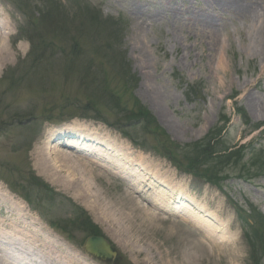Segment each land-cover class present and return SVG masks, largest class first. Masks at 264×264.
<instances>
[{
    "label": "rangeland",
    "instance_id": "374dc122",
    "mask_svg": "<svg viewBox=\"0 0 264 264\" xmlns=\"http://www.w3.org/2000/svg\"><path fill=\"white\" fill-rule=\"evenodd\" d=\"M211 6L208 0H0V222L18 221L39 249L75 253L77 262L104 264L82 250L90 236L82 223L90 218L98 237L115 247L116 264H264V229L258 225L250 233L242 222L250 226L264 218V5L252 22L237 7ZM33 29L39 50L29 41ZM111 32L117 47L108 43ZM104 50L116 52L117 62L124 59L128 84L102 59ZM40 54L45 58L36 62ZM88 65L98 73L86 68L82 77ZM78 78L101 81L113 98H100ZM75 99L82 105H73ZM135 104L156 127L135 125L127 136L150 152L134 149L112 125L121 120L117 111L128 114ZM62 126L68 132L49 136ZM155 128L162 141L179 146L221 131L219 139L236 157L216 183L182 174L153 151L160 139L149 132ZM72 129L76 136L67 135ZM91 151L116 163L122 160L116 153L131 165L142 160L173 186L149 179L154 185L137 188L134 173H118ZM30 175L63 197L52 204L30 190L31 208L22 198V177ZM183 207L201 222L189 214L185 219L176 210ZM155 209L163 222L148 217ZM114 215L147 223L122 218L118 224Z\"/></svg>",
    "mask_w": 264,
    "mask_h": 264
},
{
    "label": "trees",
    "instance_id": "16d2710c",
    "mask_svg": "<svg viewBox=\"0 0 264 264\" xmlns=\"http://www.w3.org/2000/svg\"><path fill=\"white\" fill-rule=\"evenodd\" d=\"M41 16V15H39ZM45 17H50L47 18V21H50V19H52V16L50 14L46 15ZM45 17H40V21L41 24L43 25V23L45 24ZM40 24V25H41ZM45 26V25H44ZM38 30L33 29V32L28 34L29 41L31 46L35 49H40L39 45L42 43L41 41L36 43L38 40H35V38L38 37V35L36 36H31L33 34H35ZM114 33V32H113ZM111 38L109 37L108 43L110 45V47H117V43H115L114 41L117 40L118 38H115L114 34H112L111 32ZM118 41V40H117ZM111 43V44H110ZM112 45V46H111ZM120 45V44H118ZM45 49V48H44ZM43 49V51H44ZM116 52L113 53H108L107 51L104 50L103 53V58H105L106 60V64L110 65V70L113 72H121L122 71V77L123 80L126 82V84L129 83V78H128V70H125V65H123V61L124 59H122L121 61L117 62L116 60ZM72 57H76L75 55H73L72 53ZM45 58L44 54H40V57L38 58V60L36 62H40ZM73 61H77V58H72ZM75 64V63H73ZM86 68H92L94 70V68L92 66H86L84 68H82V77L85 76V72L84 70ZM114 68V69H113ZM96 71V70H94ZM110 71V72H111ZM125 71H128L127 73ZM97 72V71H96ZM115 72V73H116ZM98 73V72H97ZM81 78V77H80ZM79 79V82L85 84L88 82L87 85L90 86L92 92L95 95H98L100 98L103 99L104 94L108 99H112V94H114L113 92H104L101 89V85L103 84L101 81H95L94 78H89L86 80H82ZM74 101V103L72 102L73 105H82L80 103H78V101L72 100ZM137 100H135L136 102ZM138 103V101H137ZM95 105V104H94ZM140 106V105H139ZM89 107H91V109H95L94 107H92V105H85V109H89ZM141 107V106H140ZM124 111H117V115L121 118V120L113 122L112 125H115L118 130L122 131L124 134H128L126 129H132L136 126H142L145 125V127L147 128H153L154 122L153 119L150 115H148L146 112H144L143 109H138V105L135 104L134 105V110H132L130 113L128 114H123ZM125 120V121H122ZM156 127V126H155ZM222 129V128H221ZM151 133V135L155 138V139H159V144L162 146H169L168 150L170 149L171 153H167L166 152V148L163 151L164 154L166 156H170L176 164L181 165V163L186 164L188 167L187 170L192 171L194 173H198L200 175L201 178L210 180V181H216L221 175L222 173H224L225 169L227 167V165H230V161H231V157H236V155H232L230 154L233 150L232 147L227 146V142L223 141L221 139H219L221 137V131H216V130H211L206 136L205 138L195 144H191V145H185V146H179V145H175V144H170L168 143V140H166V138L164 140L166 141H162L161 138L159 136L158 129H153L151 131H149ZM219 139V140H218ZM175 151V152H174ZM176 153V154H173ZM255 160L256 157H254ZM244 170H247L245 168H243ZM29 179H23V182L26 184L27 188L25 187L24 191L26 194L30 193L31 189H36L38 191H41L45 194V198L48 200V202L53 203L55 201V199L59 198V197H63L59 194H57L47 183H45L42 179L37 178L36 176H32L30 175V177H28ZM30 188V190H29ZM75 208H77L75 206ZM80 209V208H77ZM82 211V210H81ZM82 213V212H81ZM84 213V212H83ZM83 219V217H82ZM87 222L82 223L83 224V232L86 234H90V235H98V228L96 226H94V224H92V222L90 221V218H86ZM66 227V226H65ZM67 228V227H66Z\"/></svg>",
    "mask_w": 264,
    "mask_h": 264
},
{
    "label": "bare ground",
    "instance_id": "6f19581e",
    "mask_svg": "<svg viewBox=\"0 0 264 264\" xmlns=\"http://www.w3.org/2000/svg\"><path fill=\"white\" fill-rule=\"evenodd\" d=\"M212 1L214 3H217V4L219 3L221 6H225V7L229 6V8H232V9L237 7L236 10L238 9L239 12H245L249 15L251 14V16H249V19H252L251 22L253 20L259 19L260 15H261L260 13H262L263 9H264L263 8L262 12H260L261 9L259 8V6H257L258 3L254 4L252 7L250 5L245 6L243 2L248 1V0H233V1L232 0H212ZM256 1H259L260 3L262 1L263 5H264V0H256ZM226 9H228V8H226ZM0 52H4L3 54H5L4 49L1 50ZM263 59H264V56H263ZM249 98L252 99V96H249ZM66 129L67 128H65V129L64 128L54 129V130L49 131L48 134L51 137V136H54L56 132L60 133V130H63L61 133L63 135V133L65 134V132H68V130H66ZM72 132H73L72 134L67 133V135H75L76 136V134L78 133L77 130H75V129H72ZM54 138H55V136H54ZM105 148L107 149V151H112L114 153L118 152L117 149H115V151H114V149L109 144H105ZM83 149H85V148H83ZM48 150H50V153H52V151H53V153L54 152L55 153L60 152V151H57L53 147L48 148ZM86 150H87V148H86ZM63 153L60 152V154H63ZM91 153H96L95 155L102 156L101 159H104L106 157L100 153H97L96 151H91ZM107 154L111 155L110 153H107ZM116 154H117L116 156H119L120 158H122V160H119L118 163H114L113 161H110L109 159H107L105 161H107V163H109V164L112 163L113 165H115V167L120 164V166H118L119 167L118 171L122 172V174H125L124 171L128 170L127 164L130 162V160H128L126 158L125 154H123V153H116ZM63 155H66V159H70L71 161L77 163L78 165L87 166L86 163H84L78 159H75L74 156L70 157L66 153ZM79 157H82V156L80 155ZM84 159H82V160H84ZM137 163H139L140 166L136 170L139 169V170H141L142 173L137 172V174H136L137 183H136L135 187L138 188L140 185L151 187L152 185H154V183L150 181L149 185H148L147 181L149 179H153V181H155V182H156V179L159 180L160 181L159 184L161 186L164 183H166L167 185H172V179L166 178L159 173H155L153 168L150 165L146 164L144 161L141 160V161H138ZM130 167H134V165H131ZM101 168L103 170L106 169L103 166H101ZM128 171L132 172V170H128ZM84 176H85V174H84ZM16 207L18 209L21 208V210H23L21 206H16ZM155 210L156 211H153V212L152 211L147 212L149 214L148 217L152 218L156 222L162 221L160 216H158L156 214V213H159V210L158 211H157V209H155ZM184 210H187V209L184 208L182 211H184ZM114 217H115V220L118 222V224H120L119 220H121L122 218H123L122 220H124L125 222L128 221L129 223L133 222V223L139 224L137 221L138 217H136V216H132V215L131 216H125V215H123V216L116 217V215H114ZM4 219L7 220L6 218H4ZM145 219H147V218H145ZM5 220H2L0 222V252L3 253V255H5V256L10 255L11 257H14L15 259L19 258L24 264H74L75 262H77L76 258L81 259L80 255H76L75 253L61 252V251L60 252H52L50 250L47 251V250L39 249L38 248V242H36L35 238L33 237L34 235L26 232L27 230L24 227L20 226L18 221L15 222V221L11 220L10 222H7ZM143 223H147V221H144V222L142 221L139 224V226L142 227ZM149 257H150V259H152L151 256H149ZM0 259L3 260L2 262L0 261V264H8V263H5L4 257H0ZM84 262L85 261H83V262L79 261L76 264H92V263H88V262L84 263Z\"/></svg>",
    "mask_w": 264,
    "mask_h": 264
},
{
    "label": "water",
    "instance_id": "95a60500",
    "mask_svg": "<svg viewBox=\"0 0 264 264\" xmlns=\"http://www.w3.org/2000/svg\"><path fill=\"white\" fill-rule=\"evenodd\" d=\"M85 251L103 261H114L116 264L117 253L112 245L98 236H91L84 245Z\"/></svg>",
    "mask_w": 264,
    "mask_h": 264
}]
</instances>
